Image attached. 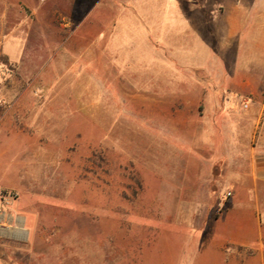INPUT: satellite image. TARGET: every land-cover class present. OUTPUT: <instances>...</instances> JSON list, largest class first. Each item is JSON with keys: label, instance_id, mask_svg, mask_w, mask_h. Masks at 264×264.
<instances>
[{"label": "rangeland", "instance_id": "1", "mask_svg": "<svg viewBox=\"0 0 264 264\" xmlns=\"http://www.w3.org/2000/svg\"><path fill=\"white\" fill-rule=\"evenodd\" d=\"M147 1L0 0V209L32 217L9 264H202L209 219L251 205L233 178L264 150V0H160L162 32L209 5L214 43L194 74L168 58L148 79Z\"/></svg>", "mask_w": 264, "mask_h": 264}, {"label": "crops", "instance_id": "2", "mask_svg": "<svg viewBox=\"0 0 264 264\" xmlns=\"http://www.w3.org/2000/svg\"><path fill=\"white\" fill-rule=\"evenodd\" d=\"M160 1V0H159ZM154 3L153 0L147 1L146 17L152 18L154 21L148 22L144 19V22L150 27L156 28L152 35L148 26H143L139 22L133 20L131 26L138 28L143 27V67L145 69V78H149L151 74L161 75L168 71H171V66H168L167 59L172 58L174 60H180L179 66H175L174 72L189 70L194 74L195 70L200 68L201 61H206L208 56L212 55V43H214L207 35L213 34L214 30L210 28L211 23L206 22L201 11L210 9V6H195V9H191L189 14V20H180V30L175 32H167V30L161 31V28H166L168 25L163 24L161 19H156L157 11H161L164 4L160 1L154 11L150 10V5ZM163 4V5H162ZM149 6V8H148ZM155 7V6H154ZM234 10H240L239 6H233ZM256 6L241 5V10L244 11H262V5ZM143 9V7H142ZM224 10L222 6L220 8ZM145 10V11H146ZM244 17L243 14L240 17ZM161 17V15H160ZM261 18L262 15L254 14V18ZM209 23L210 33H207V24ZM124 26V21L118 19L116 29ZM204 26V32L200 31V28ZM146 27V28H145ZM192 31L195 34L189 36L186 34L188 31ZM202 39V40H201ZM201 40V41H200ZM120 41V40H119ZM204 41V42H203ZM125 43H131L132 40L126 39ZM134 43L137 41H133ZM179 43V44H178ZM155 44H159L160 49L156 50ZM188 73V72H187ZM198 82H196L197 84ZM213 89V88H212ZM215 90V89H214ZM243 109L244 103H243ZM201 148V147H199ZM201 151V150H200ZM201 154V152H200ZM226 155L225 161H228L229 166L234 163V154L230 151L224 153ZM239 160L250 163L246 172L239 171L238 177L233 178V188H235V182L239 183V190L247 194L244 198L240 196L242 203H249L248 207H242L240 209L229 208L221 216H215L209 219L208 226L211 227V235L213 244H210L207 250L209 253L201 257L202 264H261V260L255 258H247L246 250L248 248L262 249L264 247L263 234L264 228L261 224L260 218L264 213V150L259 146H253L248 153L238 152ZM245 155V156H244ZM238 157V156H237ZM231 168L229 167V170ZM227 170V169H226ZM245 180V181H244ZM245 188H242L244 187ZM233 196V193L230 191ZM227 193V194H228ZM236 195V194H235ZM9 205L0 209V247L10 242H20L21 237L27 234L30 236L32 233V217L30 213L17 209L14 204H11L7 199L5 200ZM251 202V203H250ZM12 205V206H11ZM23 228V233L20 237L15 236L12 231ZM12 233V234H11ZM260 261V262H259ZM166 263V261L164 260ZM0 264H9L7 257L0 255Z\"/></svg>", "mask_w": 264, "mask_h": 264}, {"label": "built area", "instance_id": "3", "mask_svg": "<svg viewBox=\"0 0 264 264\" xmlns=\"http://www.w3.org/2000/svg\"><path fill=\"white\" fill-rule=\"evenodd\" d=\"M248 107H249L248 103L247 102L244 103V108L247 109ZM229 196H231V193H228L227 194V197H229Z\"/></svg>", "mask_w": 264, "mask_h": 264}, {"label": "bare ground", "instance_id": "4", "mask_svg": "<svg viewBox=\"0 0 264 264\" xmlns=\"http://www.w3.org/2000/svg\"><path fill=\"white\" fill-rule=\"evenodd\" d=\"M1 217V216H0Z\"/></svg>", "mask_w": 264, "mask_h": 264}]
</instances>
